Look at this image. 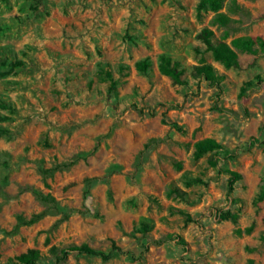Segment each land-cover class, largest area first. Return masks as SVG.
I'll use <instances>...</instances> for the list:
<instances>
[{"label":"rangeland","instance_id":"rangeland-1","mask_svg":"<svg viewBox=\"0 0 264 264\" xmlns=\"http://www.w3.org/2000/svg\"><path fill=\"white\" fill-rule=\"evenodd\" d=\"M229 2L227 30L199 0H0V264L34 247L57 264L52 245L112 242L130 252L58 264H264V52L226 68L199 38L205 27L264 38V0H237L238 13ZM163 54L183 84L160 72ZM203 63L219 86L196 72ZM207 137L222 147L196 158Z\"/></svg>","mask_w":264,"mask_h":264},{"label":"trees","instance_id":"trees-1","mask_svg":"<svg viewBox=\"0 0 264 264\" xmlns=\"http://www.w3.org/2000/svg\"><path fill=\"white\" fill-rule=\"evenodd\" d=\"M226 4V0H199L198 9L204 11H213L215 13L213 21L221 26L226 27L227 30L231 27L233 19L226 13L221 11ZM228 9L230 12L238 13L243 11V6L237 2V0H230L228 3ZM227 32V31H226ZM228 34L225 33L224 37L217 38L215 37V32L209 28L205 27L199 34V38L206 45L207 50L212 52L214 59L226 68H238L241 66L239 52H246L253 55H257L260 52H264V38L261 36H251V35H242L234 37L231 42H227L226 38ZM152 61L148 58L139 60L136 63V68L142 73L148 72L152 68ZM159 70L162 74L170 77L172 81L176 84H183V74L184 71L179 67V62L174 60L170 55L163 54L160 57ZM195 70L198 74L205 77V79L211 84V86H219L222 80V77L218 75L212 66L209 63H203L201 65L195 66ZM5 72L0 71V76H4ZM156 139L153 138L145 144V148H148L152 142H155ZM221 144L212 137H207L204 139L198 140L194 145V156L200 158L206 153L213 151L215 149L221 148ZM77 159L70 162H63L56 164L52 167H40V172L44 177H51L53 174L61 170L62 168H67L72 164L76 163ZM233 181L241 178V175L237 172H231ZM88 178L87 182H91L95 179ZM89 192L88 190L86 193ZM177 192V189H171L170 193ZM35 196L42 201L44 204L59 210L62 213L61 220H66L72 216L74 210H61L60 202L51 194L44 193L40 190L34 191ZM46 215V211H41L35 213L30 217H24L23 215L19 216L20 224L22 225H32L40 221ZM142 227L144 230H148V224L143 223ZM251 230V227L246 229L247 232ZM237 233H241V229L236 230ZM50 252L55 256L56 263H60L66 260L71 252H77L88 255L100 256L103 259H110L114 252L118 253H129L130 251L124 250L120 245H117L115 242H112L111 250L106 252L104 250L90 246L89 244L81 245H71L59 247L57 245H52L50 247ZM43 259V253L39 248H29L27 251L19 254L14 258L11 264H41ZM1 261V255H0ZM248 264H254V260L250 259Z\"/></svg>","mask_w":264,"mask_h":264}]
</instances>
